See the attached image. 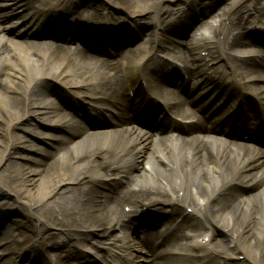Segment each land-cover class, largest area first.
I'll return each mask as SVG.
<instances>
[{"label": "bare ground", "instance_id": "1", "mask_svg": "<svg viewBox=\"0 0 264 264\" xmlns=\"http://www.w3.org/2000/svg\"><path fill=\"white\" fill-rule=\"evenodd\" d=\"M37 1L42 8L33 16L36 23L29 21L33 26L60 30H66L72 19L82 18L87 21L86 28L92 31L93 27L107 25L111 18L116 21L113 14L123 10V22L140 17L149 9L156 13L157 9L161 10L163 17L159 16L150 26L143 18L140 25L150 29L155 26L148 36L150 50L145 54L132 51L134 54L129 60L121 55L120 62H128L126 78L131 81L129 87L122 83L117 67L112 64L88 69L87 63L76 61L70 52L53 42H47L43 47L35 44L34 47H27L28 42L17 40L13 33L6 39L0 38V166L4 165L5 155L17 153V145L22 144V148L32 154H15L23 161L14 162L15 169L8 177L15 194L5 193L7 186L1 182L0 196H12L17 207L26 208V213L20 210L25 218L34 217L49 227L48 232H44L43 227L34 230L32 224L25 221L7 222L9 227L5 230V223L1 220L3 234L11 226L15 228L10 235L0 238V242H5L0 247V264H70L73 261L81 264L82 259H87L88 263L94 260L96 264H103L106 257L102 255L111 253H119L122 257L117 264H264V153L250 152L233 144L210 142L202 135L207 127L197 119L196 109L188 108L196 105L200 110L199 105L224 103L218 107V114L212 116L211 126L217 128L219 123H223L227 128L232 123L233 127L264 133V59L259 60L261 57H258L244 61L246 65L237 59L241 56L237 52L239 48L243 50L244 46H249L245 39L249 34L246 31L254 22L250 18V10L256 11L258 22H261L264 11L255 7L240 8L250 0L225 5L224 21L236 14V24L229 26L222 40L219 33L215 38L209 35L204 39L199 32L194 44L185 49L190 54L181 60L184 63L177 69L180 79H174V72L162 75L163 83L169 85L175 82L179 91L177 95H170L157 86V100L152 101L150 93L153 94L154 88L143 70L149 61L161 62L157 54L164 38H168L158 35L157 28L164 24L172 26L168 24L172 18L174 21L182 19L189 12L185 6L195 0H148L147 5H138V0ZM169 1L174 7H161L162 3ZM205 2L202 0V3ZM7 7L0 4L3 8L0 15L7 13L6 17L0 18L3 33H8L17 21L26 19L20 16L12 21L10 14L15 12ZM78 8L82 10L73 14L72 10ZM141 20L132 24L136 25ZM27 26L28 23H25L15 30ZM222 26L223 23L219 28ZM16 32L19 34V31ZM28 32L30 27L25 31ZM166 33L174 34L172 29ZM73 39L66 44H72ZM210 39L213 43L206 44ZM201 42L204 46L213 45L212 60L217 61L216 65L206 70L201 68L199 63L202 59L195 53V47H200ZM80 52L83 56L87 55L83 49ZM92 71L99 73V77L91 75ZM183 73L187 79L180 83ZM253 77H258L261 83L254 82ZM144 79L146 87L142 84L137 86L131 105L126 91L134 89L137 81ZM46 80L55 81L53 89L61 97L64 94L65 100L82 102L84 106L96 107L107 114L115 107L113 115L116 121H108L101 129H92L87 125L85 129H77L70 125L60 109L49 107V103L45 102L47 88H37ZM223 82L229 85H223ZM181 95H188V101ZM159 102L165 119L169 120L170 114L179 119H186L187 114L196 118L188 126L189 137L174 143L163 137L166 132L162 130V125L150 130L152 134L132 129L130 113L143 109L151 111L149 103ZM28 124L31 129L26 131H29L30 138L38 142L15 133L16 129ZM173 128L169 127L167 132ZM173 130V133L179 132L176 126ZM153 134H158V137H153ZM39 142H55L59 147L58 157L42 162L36 156L46 150L37 144ZM141 153L153 162L151 171L138 170L133 175L119 172L107 174L114 168L115 161L126 166ZM105 155L109 156L108 159L104 158ZM99 159L107 166L101 167ZM7 168L8 164H5L1 174ZM73 170H77L74 176ZM114 176H118L117 179ZM66 181L72 186L61 189L48 202L46 198L50 193ZM126 205L133 210L125 212L122 207ZM141 208L166 213L176 239L183 242L184 247L196 248L197 251L191 252L190 260L178 256L181 250L185 251L183 247L177 251L166 249L160 257L152 260L143 258L144 261H140L138 256H134L140 246L149 248L152 244L153 234L149 230H142L143 235L137 240L139 232L135 234L131 226L135 213ZM178 218L179 225L172 227ZM115 229L119 230V236L113 238L111 232ZM206 234L209 236L207 247L196 241ZM39 236L49 242H40ZM10 238L13 240L10 241ZM92 240L94 242H90ZM89 243L93 244V250L85 251L90 249ZM70 248L77 250L72 253L82 251L81 258L78 255L66 256L63 260L58 257L63 249ZM53 254L57 255L56 259L52 258ZM105 264L114 263L105 260Z\"/></svg>", "mask_w": 264, "mask_h": 264}, {"label": "rangeland", "instance_id": "2", "mask_svg": "<svg viewBox=\"0 0 264 264\" xmlns=\"http://www.w3.org/2000/svg\"><path fill=\"white\" fill-rule=\"evenodd\" d=\"M110 1V0H109ZM147 1L148 0H138V2H137V4L138 5H147ZM140 43V42H139ZM135 45H138V43H136ZM6 94V93H5ZM33 122H34V120H33ZM27 129H31V126L28 124V125H24V126H21V128L20 129H16L15 130V133L16 134H19V135H23V137H25V138H27V139H29V140H31V138H30V136L28 135V133H27ZM22 145V144H21ZM21 145H17L18 146V148H17V153H13L14 155H12V154H10V153H8L7 155H5V157H3V164L5 165V164H8V168L6 169V171L4 172V173H2L1 174V172H2V170H3V168H4V165H2V166H0V186H1V182H4L6 185H7V189H8V191L9 192H11V194L12 195H14L15 194V189H13L11 186H10V182H9V176H10V174L11 173H13V171H14V169H15V166L16 165H14V162L15 161H22L20 158H18V157H16V156H18V155H16L15 156V154H20V153H25V154H28L29 155V153H27L26 151H24L23 149H22V146ZM43 147H45V145H43ZM46 148V147H45ZM38 157H40V155H38ZM44 160H46V159H44ZM147 161H148V159H147V156H145L144 157V160H143V158L142 159H140V161H139V164L138 165H135L134 167H133V169H132V171L131 170H128V173H130V174H128V175H133V174H135L134 172L135 171H137L138 170V168H140L141 166H142V163L144 162V164H146L147 163ZM21 163H23V161L21 162ZM136 163V162H135ZM148 167H154V164H153V162H151V161H149L148 162ZM18 167V166H17ZM73 176L77 173V170H73ZM72 186V184H70L68 181H66V182H63L62 184H58V186H57V188H55L51 193H50V195H49V197L48 198H46L47 200H48V202L49 201H51V200H53L56 196H57V193H59L60 192V190L61 189H63V188H65V187H69V186ZM22 210H24L25 212L27 211L24 207H22L21 208ZM31 223L34 225V224H36V225H39V226H42L43 227V224L41 223V224H39L36 220H34V219H32V221H31Z\"/></svg>", "mask_w": 264, "mask_h": 264}]
</instances>
